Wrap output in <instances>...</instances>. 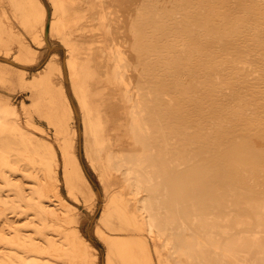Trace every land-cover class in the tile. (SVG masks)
<instances>
[{
  "label": "bare ground",
  "instance_id": "bare-ground-1",
  "mask_svg": "<svg viewBox=\"0 0 264 264\" xmlns=\"http://www.w3.org/2000/svg\"><path fill=\"white\" fill-rule=\"evenodd\" d=\"M224 1L217 0L218 4L227 5V1ZM259 1L264 4V0ZM59 4L63 6L62 13L58 15L55 12L58 16L53 21L51 19V31L61 37L68 49L67 69L85 112L86 128L95 157L102 173L117 188L109 201H116L119 197L125 211L140 223L137 227L146 230L152 237L157 251L171 256L174 262L167 261L168 264H264V194L261 191L256 193L250 207L251 216L249 211H245V216L241 214L236 201L232 203L228 200L231 195L223 193L220 185L210 186L215 180L205 175L206 166L197 165L175 175L172 163L157 161V157H163L165 153L162 148L166 138L164 125L154 107V89L150 85L149 72L146 68L137 67L136 52L133 56L131 49L142 46L141 50L148 56L147 53L151 52L148 44H167L158 52L167 61L173 59L179 55V50L173 48L172 44L177 40L175 27L183 22L180 17L177 22L169 20L167 16L166 19L141 18L142 21L137 20L138 33L129 38L119 36L121 27L116 18V7L109 0H60ZM233 4L230 2L228 5L229 14L235 17L236 7ZM261 7L264 8V5ZM205 9L199 15L189 16L188 22L196 23L199 16L204 17ZM8 13L6 16L12 19ZM217 21L215 26L212 25L214 31L209 28L210 33H219V30L231 24L228 16ZM150 25L151 29L147 28ZM124 27L127 28V25ZM42 28L45 33L46 23ZM227 37L226 40H229ZM240 37L233 38L238 41L236 44L248 43V36ZM129 41L136 44H127ZM201 42L203 46L200 50L204 54L199 60L205 64L209 59L207 44H211L209 47L213 45V48L217 44V48L225 49L223 44L227 41L219 36L203 37ZM252 54L256 56V53ZM55 62L58 60L55 59ZM252 64V60L245 57L236 70L233 66L229 70L233 69L231 73L235 72L241 78L263 80L264 64L257 68L261 76L255 75L257 70L252 68ZM227 69H223V72L226 73ZM247 86L249 90L259 91L253 82L247 83ZM259 88L264 91V86L260 85ZM241 94H222L218 95V99L224 103L231 102L241 98ZM261 101L264 103V95ZM22 103L27 121L16 102L0 94V175L6 179V184L16 187L19 185L12 177V168L26 169L25 174L30 175V235H26L20 226L11 225L9 214L16 210L9 212L4 209L0 222V242L9 247L0 254V264H75L71 262L70 249L82 250V246L84 258L76 264H93L91 252L85 247L79 228L65 229L46 217L47 213L57 212L62 220L69 223L78 224L81 221V215L74 212L72 204L61 191L58 149L53 142L37 133L36 130L41 129L34 122V107L25 101ZM54 103L55 115L62 121L61 105L56 101ZM72 107L70 109L73 111ZM74 144H61L69 195L75 201H79L81 195L99 201L100 193L91 188L90 181L86 178L82 181L79 177L82 166L75 154ZM207 167L209 172V169H215L214 164ZM218 173L221 175L219 170ZM207 177L209 180L205 181ZM218 180L220 183L223 181ZM10 196L2 192L0 202L8 204ZM234 200L237 198L234 197ZM5 224L12 229L10 232L5 231ZM50 230L56 231L57 237ZM123 238L113 240V244L119 246L117 251L123 264H143L137 258L134 239ZM77 240L81 247L77 246ZM137 242L146 252L142 241Z\"/></svg>",
  "mask_w": 264,
  "mask_h": 264
},
{
  "label": "rangeland",
  "instance_id": "rangeland-1",
  "mask_svg": "<svg viewBox=\"0 0 264 264\" xmlns=\"http://www.w3.org/2000/svg\"><path fill=\"white\" fill-rule=\"evenodd\" d=\"M226 1L227 5L218 4L217 0H109L116 7L121 37L130 38L132 34H137V20L142 21L141 18L144 17L149 20L150 17L166 19L167 16L173 22H177L180 17L184 22L175 27L177 40L172 44L173 48L179 50V55L169 61L161 58L158 52L167 44H148L151 51L147 53L148 56L141 50L142 46L130 48L133 56L136 52L137 67L146 68L149 72L150 85L154 89V107L157 108V117L164 125L166 138L162 148L165 153L162 154L163 157L158 156L157 161L172 163L175 175L182 170H191L197 165L206 166L205 175L215 180L210 186L220 185L223 193L231 195L228 200L232 203L236 201L241 214L245 215V211H249L251 216L250 207L256 193L261 191L264 194V103H261L264 91L259 88L260 85L264 86V78L258 70L264 64V8L261 7L264 4L259 0L224 2ZM59 2L60 0H0V94L11 97L16 102L25 121L27 116L22 102L25 101L34 107V122L41 129L36 131L57 147L61 191L72 204L74 212L81 215V221L79 225L69 223L62 220L57 212L47 213L46 217L65 229L79 228L82 241L91 252L93 264H123L118 252L119 246L113 244L114 239L122 237L128 240L133 238L134 241L137 239L135 242L133 239L130 241L135 243V252L139 256L136 257L143 264H168L167 261L173 263L170 255L157 251L148 232L137 227L140 223L125 211V205L119 197L116 201H109L110 196L117 192V188L102 173L95 157L86 128L85 112L68 73V49L61 37L51 31V22L62 13L63 6ZM230 2L236 7L235 17L229 14ZM243 3L245 5L242 8ZM202 9L206 11L204 17L199 16L196 23L188 22L189 16L199 15ZM56 11L58 15H55ZM7 13L11 14L12 19L6 16ZM227 16L231 24L229 23L226 29L219 30V33L215 32L216 35L210 33L209 28L213 30V26L219 22L217 20ZM45 23L47 30L44 33L42 25ZM125 24L127 28L124 27ZM147 28L151 29V25ZM238 35L241 39L248 36V43L236 44L238 41L233 38ZM219 36L225 37L227 41L223 44L225 49L217 48V44L214 48L213 45L209 47L211 44H207L208 63L201 64L199 58L204 54L200 50L203 46L202 38ZM191 37L197 38L189 40ZM127 44L136 43L129 41ZM252 53H256V56L253 57ZM245 57L252 60L251 67L257 70L255 75H260L263 80L241 78L235 72L231 73L233 69L229 70V67L233 66L236 70ZM55 59L58 62H55ZM226 68L227 72L224 73L223 69ZM249 82H253L255 87L258 86L259 91L249 90ZM235 93H242V97L225 103L218 99V95ZM54 101L61 105L62 121L55 115ZM72 143H75V154L82 166V175L79 174V177L82 181L85 178L90 181L91 188L100 193L99 201L82 195L79 201H75L69 195L61 144ZM208 164H214L215 169H209V172ZM12 171V177L19 187L6 184V179L0 175V195L2 192L5 195L11 194L8 204L0 202V222L4 209L9 212L14 209L17 213L9 214L11 225L20 226L26 235H30L28 222L32 180L30 175L25 174L26 169L17 167L12 168ZM218 178L223 181L220 183ZM209 179L207 177L205 181ZM21 192H24V195H21ZM234 197L237 200H234ZM6 225L5 231L10 232L12 229ZM50 231L57 237L56 231ZM139 240L146 247V252L141 243L137 242ZM77 246L81 247L79 240ZM8 247V244L0 242V254L7 251ZM81 248L82 250L70 249L72 263L83 260V246Z\"/></svg>",
  "mask_w": 264,
  "mask_h": 264
}]
</instances>
